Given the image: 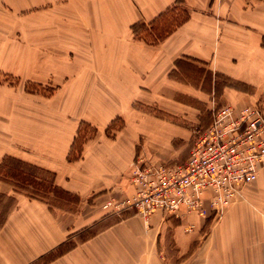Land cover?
Masks as SVG:
<instances>
[{"label": "crops", "instance_id": "0c3cea01", "mask_svg": "<svg viewBox=\"0 0 264 264\" xmlns=\"http://www.w3.org/2000/svg\"><path fill=\"white\" fill-rule=\"evenodd\" d=\"M176 3L185 5L187 16L167 37L155 45L134 39L133 23L153 21ZM72 4L67 37L60 42L67 52L76 53L74 65L84 61L86 71L62 81L49 106H17L14 92L6 91V122L0 126L6 131V151L0 138V176L8 175L11 167L24 169L26 183L57 202L29 197L0 180V196L13 202L0 223V264L36 263L71 241L75 244L44 264H162L157 257L160 242L171 239L185 254L201 239L197 230L210 218L205 244L188 257L192 264H264V163L258 166L257 179L237 193L221 217H212L208 208L206 216L192 212L176 217L157 210L145 218L118 206L136 191L131 181L139 141L135 122L141 120L140 129L147 134L165 138L180 132L166 121L140 118L123 103L156 98L154 88L165 82L175 60L208 67L238 83L226 85L221 93L237 112L264 108V0ZM50 66L63 65L54 60ZM140 84L153 91L140 94ZM124 114L130 117L126 128L109 137L108 125ZM82 121L98 132L73 159L70 153ZM211 195L205 194L207 206ZM170 228L173 235H166ZM180 264H187V257Z\"/></svg>", "mask_w": 264, "mask_h": 264}, {"label": "rangeland", "instance_id": "374dc122", "mask_svg": "<svg viewBox=\"0 0 264 264\" xmlns=\"http://www.w3.org/2000/svg\"><path fill=\"white\" fill-rule=\"evenodd\" d=\"M72 2L73 0H0V126L6 122V91L14 92L16 99L13 101L18 103L17 106H49L62 81L71 78L72 74H83L86 71L84 61L74 65L76 53L67 52L60 42L67 37L65 33L70 26ZM187 12L184 4L176 3L153 21L139 20L131 26L133 37L155 45L184 21ZM54 60L61 61L63 66H50ZM38 61L42 62V66L36 65ZM226 85L238 86V83L215 74L208 67L175 60L165 82L154 88L156 98L125 100L124 107L137 112L140 118L148 115L166 121L180 130L165 138L162 135L147 134L140 129L141 120L136 121V128L139 124V141L134 166L140 160L167 165L184 163L195 140L211 124L216 111L227 105L221 98ZM139 91L140 94H146L153 89L147 84H140ZM129 119L125 114L116 116L106 129L107 135L113 137L125 129ZM3 129L0 128V138L6 142V131ZM79 129L77 143L72 151L73 159L86 143L82 144L84 139H93L98 132L97 127L88 121H82ZM5 142L3 151H6ZM80 153L82 154V150ZM67 203L73 206L72 203ZM12 204V200L7 199L6 195L0 196V223ZM210 219L197 230L201 239L193 242L185 254H180L177 244L171 239L160 242L157 253L159 262L180 264L187 257V264H192L188 257L196 248L205 244L211 230ZM100 227L85 231L79 240L94 234ZM179 230L184 231L182 226ZM167 234L173 235V228ZM71 244L75 242L66 243L61 250L64 251ZM49 258L50 256L32 264H44Z\"/></svg>", "mask_w": 264, "mask_h": 264}, {"label": "built area", "instance_id": "2783aa9c", "mask_svg": "<svg viewBox=\"0 0 264 264\" xmlns=\"http://www.w3.org/2000/svg\"><path fill=\"white\" fill-rule=\"evenodd\" d=\"M263 163L264 108L237 112L227 104L197 137L184 163L138 161L131 179L136 191L118 206L145 218L157 210L176 217L192 212L206 216L208 208L212 217H219L237 193L257 179ZM209 191L207 206L204 197Z\"/></svg>", "mask_w": 264, "mask_h": 264}, {"label": "trees", "instance_id": "16d2710c", "mask_svg": "<svg viewBox=\"0 0 264 264\" xmlns=\"http://www.w3.org/2000/svg\"><path fill=\"white\" fill-rule=\"evenodd\" d=\"M179 61V60H177ZM81 131V128L79 129V132ZM89 139H84L83 143L84 144L85 142H87ZM77 143V138H75V141L72 145V151H73V148L75 147ZM83 146V145H82ZM83 147H81L79 149V154L77 155V157H75V159L79 158L80 155H81V150H82ZM72 151L70 153V158H72ZM22 164V163H21ZM23 166H29V165H26V164H22ZM11 167V166H10ZM13 169V170H12ZM21 171V172H18V171ZM24 170V169H23ZM22 169L20 168H9L7 169V174L8 175H1L0 176V180L2 181H7L9 182L10 184H12L18 191L26 194L27 196L29 197H32V198H38V199H41V200H45V201H48L50 203H55L57 202V200L55 198H53L50 194L46 193L45 191L42 192L40 188H35V187H30V185H28L26 183V181L28 180V175H24L23 174V171ZM6 173V172H5ZM19 173V174H18ZM27 174V172H24ZM20 178V179H19ZM65 244L59 246L55 251L56 252H52L50 253L48 256H50V258L48 260H50L51 258L55 257L56 255H61L62 253H64L66 251V249L64 251L61 250V248H63L62 246H64ZM59 252V253H58ZM47 255L46 256H43L41 258V260H44L46 257H48ZM47 262V261H46Z\"/></svg>", "mask_w": 264, "mask_h": 264}]
</instances>
